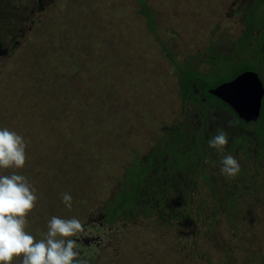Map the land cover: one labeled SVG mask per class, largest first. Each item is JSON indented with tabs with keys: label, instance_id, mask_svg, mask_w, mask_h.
<instances>
[{
	"label": "rangeland",
	"instance_id": "rangeland-1",
	"mask_svg": "<svg viewBox=\"0 0 264 264\" xmlns=\"http://www.w3.org/2000/svg\"><path fill=\"white\" fill-rule=\"evenodd\" d=\"M143 1L155 33L137 0H0V129L22 137L26 157L0 175H22L34 191L25 231L42 240L52 217L77 219L81 230L63 239L74 241L84 264H264V151L224 146L218 161L210 147L213 186L191 165L169 175L158 159L171 128L194 120L169 55L202 73L210 54L219 57L218 71L227 72L207 78L209 89L241 71L264 83L252 63L264 45V0ZM250 5L259 17L256 25L249 19L242 49ZM152 152L141 185L150 198L104 221L106 202L126 195L119 190L128 168L145 166ZM226 155L240 165L234 177L220 171Z\"/></svg>",
	"mask_w": 264,
	"mask_h": 264
},
{
	"label": "clouds",
	"instance_id": "clouds-1",
	"mask_svg": "<svg viewBox=\"0 0 264 264\" xmlns=\"http://www.w3.org/2000/svg\"><path fill=\"white\" fill-rule=\"evenodd\" d=\"M228 126H233L231 121ZM227 143L228 135L221 129L209 141V147L220 151ZM25 159L22 137L7 128L0 129V168H22ZM220 171L234 177L239 173L240 165L232 155H226L221 161ZM71 199L69 194L63 195V202L69 208ZM35 201L34 191L24 176L0 175V264H10L14 256H22L21 264H84L76 259L78 253L74 241L63 239L81 230L77 219L52 217L47 237L42 240H36L25 231V217Z\"/></svg>",
	"mask_w": 264,
	"mask_h": 264
},
{
	"label": "flooded vegetation",
	"instance_id": "flooded-vegetation-1",
	"mask_svg": "<svg viewBox=\"0 0 264 264\" xmlns=\"http://www.w3.org/2000/svg\"><path fill=\"white\" fill-rule=\"evenodd\" d=\"M254 1L256 4L260 0H254ZM252 4H253V1L251 5ZM251 5L249 6L248 14L245 19L244 32L241 35V38L238 42V44L240 45V42L242 40L245 41L242 49L248 45L250 38H251L252 28L250 27L251 23H249V19H251L252 23L256 25L257 24L256 22L259 17L257 12H254V11L250 12ZM249 12L251 13L250 15H249ZM248 26L251 28V30L249 29V31H247ZM261 28L263 30L262 33L264 35V27L262 26ZM259 33L260 31L258 32L257 35H259ZM253 41H255V38L254 39L252 38V42ZM256 53L254 54L255 60L252 63L257 64V66H260V70L263 71L264 73V45H262L260 49L256 47ZM209 56L210 58L207 61H208V64L210 65V69H208L207 71L203 73L200 72L197 68L191 69V70H196L200 74V76L203 77L204 81L207 78H209L211 75L216 73L218 70H220L219 69L220 63H218L217 65H214L212 63L213 59L220 60V58L212 54H210ZM223 62H224V67L230 66L233 63L232 60L230 61L223 60ZM243 72L245 71H242L241 73ZM251 72H254V71H251ZM254 73H256L260 79L259 74L257 72H254ZM231 80L223 81L217 84L215 87H212L210 89L209 87H207L204 89V92L200 90L201 87L199 85L200 84L199 81L190 85L191 90L189 88H187L185 91H181V89L179 90L181 101H183L182 103L184 104L186 102L189 104L190 106L189 111L194 113V117H193L194 120L184 121L180 125L173 126L170 132L163 139L164 142H166L167 146L163 148V151H166V152L162 156L165 158L162 165H165V168L169 171V175L174 174V173L183 174V171L185 169H188V166L191 165L192 168L194 169L193 174L195 176H201L202 174L203 176L205 175L206 177H208L209 176L208 168L211 167L210 166L211 164H213L214 162H217V160H210L209 156H207V154L210 151L209 141L217 134L218 130H221V129L225 131L228 135V143L226 145V148L230 143L238 141L244 136H247L249 138L245 140L246 145L245 147H243V149H245L247 145L250 143L255 153L260 154L261 151L262 152L264 151V107L262 108V102H261L259 118L254 122H245L244 120L240 119L237 115L236 116L239 118V120L235 119L234 116L229 114V110L226 107L221 105L219 102H216L217 100L221 101L220 99L209 94V90L214 89L218 85L231 81ZM261 82L264 87L263 81ZM179 87H180V84H179ZM228 107L231 109L230 106ZM217 109H219L218 112H216ZM219 113H224L225 116L222 118H219L217 116ZM259 120L261 121V125H260L261 127L256 126ZM229 121L232 122L233 124L232 127L228 126ZM259 127L261 128L262 133H263L262 138L258 134L260 132V131L258 132ZM173 132H175L177 136H180L183 141V144L177 143L176 145L175 143V147H173L175 152H171L169 143H167L166 141V138L170 136L171 137L174 136ZM239 144H242V143L240 142ZM256 147H257V150H255ZM237 149H240V148H237ZM181 150L183 152H181ZM245 153H247V151ZM196 156H200V159H197ZM151 157H156V155L155 154L153 156L149 155L147 162L148 164H150V167L153 165V162H154ZM150 158L152 159V161H150ZM220 160L221 158L218 153V161ZM205 161H208V163H205Z\"/></svg>",
	"mask_w": 264,
	"mask_h": 264
},
{
	"label": "trees",
	"instance_id": "trees-1",
	"mask_svg": "<svg viewBox=\"0 0 264 264\" xmlns=\"http://www.w3.org/2000/svg\"><path fill=\"white\" fill-rule=\"evenodd\" d=\"M137 2L139 5L138 13L143 18H145L150 31H152V33H155V24H154L153 13L150 11V9H149V7L145 1L137 0ZM169 57L171 59V63L174 66V68H176L179 71L178 79H179L181 91H185L187 88H189L191 90L190 85L199 81V83H200L199 85L201 87L200 90H202L204 92V89L207 88V85L205 84L203 77L200 76V74L196 70H191L190 68H187L184 66H179L171 55H169ZM219 61L220 60H218V59L217 60L213 59L212 63L214 65H217L219 63ZM226 72L227 71L220 73V71H218L216 73V77L219 73H220L219 76H221V75L225 74ZM241 72L233 73L230 77L222 78L221 80L214 83L213 87H215L217 84H219L223 81L233 79L237 74H239ZM219 76H218V78H219ZM216 102H219L221 105L226 107L229 110V114L234 116L235 119L239 120V118L236 116V114L227 105H225L224 103H222L221 101H218V100ZM260 127L258 129V132L259 131L260 132L259 133L257 132V133L262 138L263 133H262V130ZM173 134H174L173 137L170 136V137L166 138L167 143H169V147H170L171 152H175L174 148H173V147H175V143H176V145H177V143L183 144L182 138L180 136H177L175 132H173ZM247 138H249V137L244 136L243 138L239 139L238 141L230 143L227 146V148L225 149V151H227V152L235 151V150H237V148H240L243 150V147H245V145H246L245 140ZM197 140H199V139H197ZM201 141H203V140H201ZM240 142L242 144H239ZM154 150H156V148ZM165 152L166 151L161 152L162 156L165 154ZM181 152H183V151L181 150ZM205 152H207V151H205ZM218 153H220V151H218ZM149 155L153 156L154 153L152 152V154H149ZM162 156L158 157V159L160 160V158ZM196 157H197V159H200V156H196ZM151 158L153 159V157H151ZM151 158H150V161H152ZM159 160H156V161L158 162ZM131 166H132L131 172H129L130 169L128 168L127 173L125 175L127 183H125L124 186H122V188L119 190L120 192L126 191V195L122 196L121 199L119 197L118 200L115 197H111L99 212V215H100L99 217H103L104 221H106V222L112 223L123 212H125V211L127 212L128 210H130V208L133 205L140 204V203L143 204V199L150 198L149 196H144L143 191H142V186H141L143 183V180L147 177L148 171L150 170V164H148V162H147V164L145 166L141 167V165L139 163L133 162ZM186 172H187V170L185 169L183 171V173H186ZM201 177L204 180L206 179L205 183H207V184L209 183V176L206 177L205 175L203 176L201 174ZM212 177H213V175H212ZM134 178L137 179V181L135 183L131 181V179H134ZM128 183L130 186H127ZM209 185L213 186V183L211 180H210ZM127 191H131V192L129 193ZM144 191H145V189H144ZM115 202H118V204L116 206H115ZM159 217H161V219H163V215H159Z\"/></svg>",
	"mask_w": 264,
	"mask_h": 264
},
{
	"label": "water",
	"instance_id": "water-1",
	"mask_svg": "<svg viewBox=\"0 0 264 264\" xmlns=\"http://www.w3.org/2000/svg\"><path fill=\"white\" fill-rule=\"evenodd\" d=\"M209 94L230 106L245 122H254L259 118L264 87L254 72L245 71L209 90Z\"/></svg>",
	"mask_w": 264,
	"mask_h": 264
}]
</instances>
